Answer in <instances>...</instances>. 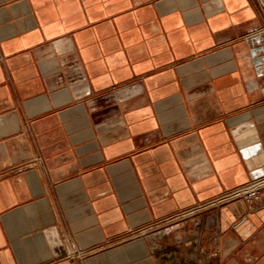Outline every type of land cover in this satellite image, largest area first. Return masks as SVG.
<instances>
[{
  "label": "crops",
  "instance_id": "obj_1",
  "mask_svg": "<svg viewBox=\"0 0 264 264\" xmlns=\"http://www.w3.org/2000/svg\"><path fill=\"white\" fill-rule=\"evenodd\" d=\"M261 177L264 0H0V264H264Z\"/></svg>",
  "mask_w": 264,
  "mask_h": 264
},
{
  "label": "built area",
  "instance_id": "obj_2",
  "mask_svg": "<svg viewBox=\"0 0 264 264\" xmlns=\"http://www.w3.org/2000/svg\"><path fill=\"white\" fill-rule=\"evenodd\" d=\"M238 200L244 201L252 211L264 210V177L253 180L245 184L244 186L227 192L221 198L214 200L206 206H202L198 209H194L181 214L180 220L184 223L186 222L187 218L192 217V215H194L201 209L218 207ZM72 253L75 255L80 254L78 249H76L74 246H72Z\"/></svg>",
  "mask_w": 264,
  "mask_h": 264
}]
</instances>
